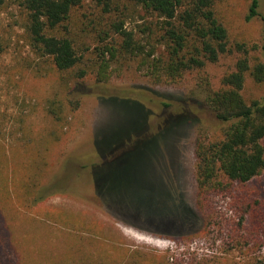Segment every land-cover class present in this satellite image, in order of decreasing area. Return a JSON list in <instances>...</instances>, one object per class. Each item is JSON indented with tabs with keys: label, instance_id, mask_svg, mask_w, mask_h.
<instances>
[{
	"label": "rangeland",
	"instance_id": "rangeland-1",
	"mask_svg": "<svg viewBox=\"0 0 264 264\" xmlns=\"http://www.w3.org/2000/svg\"><path fill=\"white\" fill-rule=\"evenodd\" d=\"M248 3L224 0L222 20L233 49L243 44L264 62V23L245 20ZM258 10L264 17V0ZM17 11L0 10V142L7 145L4 155L0 146V264L264 259V170L207 198L195 183L196 140L220 131L203 89H217L239 54L175 78L143 65L145 54L117 51L111 58L96 48L107 19L83 0L68 29L77 48H89L88 73L71 86L27 45ZM129 12L127 30L144 40L137 27L143 21ZM100 68L106 81L96 79ZM242 95L247 102L264 97V82L247 77ZM48 101L61 104L63 120L47 114ZM186 112L191 121L168 117ZM33 189L52 194L22 207L17 196Z\"/></svg>",
	"mask_w": 264,
	"mask_h": 264
},
{
	"label": "trees",
	"instance_id": "trees-1",
	"mask_svg": "<svg viewBox=\"0 0 264 264\" xmlns=\"http://www.w3.org/2000/svg\"><path fill=\"white\" fill-rule=\"evenodd\" d=\"M91 1L100 8L101 18L107 19L98 33L100 45L96 48H102L101 53H109L111 58L117 51L145 54L148 60L143 65L175 78L183 72L202 69L206 63H215L221 55L239 54L234 69L221 77L217 89L207 88L208 85L203 89L204 101L220 124V131L196 140L195 183L198 195L207 198L215 192H229L235 185L258 176L264 170V97L247 102L242 90L247 77L256 83L264 82V62L258 56L251 57L245 45L237 43L235 49L230 45L219 8L224 0ZM82 3L83 0H0V10L17 8L19 26L34 54L49 61L71 86L88 73L83 62L89 48H77L78 42L68 29V21ZM129 8L143 21L137 27L144 40H135V32L125 26ZM258 8L259 0H249L245 20L259 17L264 23ZM96 77L98 82L106 81V68H100ZM46 112L56 121L64 119L58 101H48ZM176 116L191 121L187 112L168 117ZM0 146L6 154L7 145L0 142ZM31 187L37 186L33 183ZM34 190L17 196L22 207L32 208L52 194L39 195ZM255 264H264V259Z\"/></svg>",
	"mask_w": 264,
	"mask_h": 264
},
{
	"label": "bare ground",
	"instance_id": "bare-ground-1",
	"mask_svg": "<svg viewBox=\"0 0 264 264\" xmlns=\"http://www.w3.org/2000/svg\"><path fill=\"white\" fill-rule=\"evenodd\" d=\"M142 212V211H141Z\"/></svg>",
	"mask_w": 264,
	"mask_h": 264
}]
</instances>
